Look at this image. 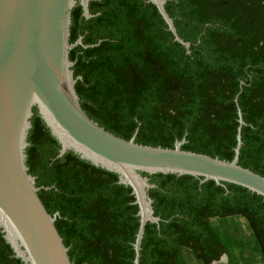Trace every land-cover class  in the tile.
I'll use <instances>...</instances> for the list:
<instances>
[{"label":"trees","instance_id":"obj_1","mask_svg":"<svg viewBox=\"0 0 264 264\" xmlns=\"http://www.w3.org/2000/svg\"><path fill=\"white\" fill-rule=\"evenodd\" d=\"M164 7L188 48L149 0H90L88 17L78 2L71 8L69 43L82 36L68 52L81 108L121 138L138 128L137 143L172 148L185 137L182 149L231 160L238 104L245 121L238 164L264 176V0H165ZM26 141L28 173L47 211L59 212L55 226L72 264H135L131 187L72 151L58 156L36 107ZM142 175L154 184L147 193L160 220L145 225L139 264H178L182 247L197 259L216 244L227 253L229 239L208 225L226 212L247 217L264 258L261 195L188 174ZM0 264H23L1 231Z\"/></svg>","mask_w":264,"mask_h":264},{"label":"water","instance_id":"obj_2","mask_svg":"<svg viewBox=\"0 0 264 264\" xmlns=\"http://www.w3.org/2000/svg\"><path fill=\"white\" fill-rule=\"evenodd\" d=\"M156 5L174 39L177 34L165 0ZM89 16V0H0V231L23 264H72L59 234L56 211L50 214L40 197L35 178L25 163L26 136L32 109L60 145L58 156L72 151L91 164L115 172L118 182L131 187L138 206L139 226L133 247L139 264L146 223H157L147 191L154 184L142 172L173 173L212 179L218 185L234 183L264 198V176L238 164L245 125L237 104L238 127L234 156L221 159L174 146L161 147L121 138L100 126L81 108L68 52L82 44V36L69 43L70 10L76 4ZM85 47L88 45H84Z\"/></svg>","mask_w":264,"mask_h":264},{"label":"rangeland","instance_id":"obj_3","mask_svg":"<svg viewBox=\"0 0 264 264\" xmlns=\"http://www.w3.org/2000/svg\"><path fill=\"white\" fill-rule=\"evenodd\" d=\"M208 225L215 233L229 239L228 263L225 258L216 264H264L254 235L246 221L238 216L208 219ZM178 264H203L193 253L182 247L178 251Z\"/></svg>","mask_w":264,"mask_h":264},{"label":"flooded vegetation","instance_id":"obj_4","mask_svg":"<svg viewBox=\"0 0 264 264\" xmlns=\"http://www.w3.org/2000/svg\"><path fill=\"white\" fill-rule=\"evenodd\" d=\"M233 216L241 217L242 219H244L246 221L247 225L249 226L247 217L243 214H240V213H227L226 212V214H224L223 216L213 215V216H210L208 219L226 218V217H233ZM223 237H224V235H223ZM215 246H214L215 248H213V250H211L210 253H209V251L207 252L210 257L207 255L205 258L199 259L203 264H216L219 261H222L224 258H225L224 262L228 263V258H227L228 254L222 249V247L219 244H216ZM185 248L189 249L193 253L191 248H189V247H185ZM215 255L217 256L216 258H215Z\"/></svg>","mask_w":264,"mask_h":264}]
</instances>
